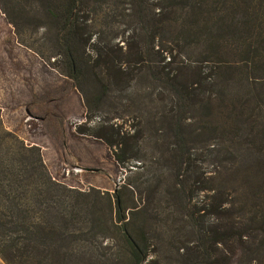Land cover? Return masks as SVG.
<instances>
[{"label":"trees","instance_id":"obj_1","mask_svg":"<svg viewBox=\"0 0 264 264\" xmlns=\"http://www.w3.org/2000/svg\"><path fill=\"white\" fill-rule=\"evenodd\" d=\"M12 5L40 9L35 24L51 30L46 43L62 59L49 65L88 109L136 104L126 92L139 79L157 94L138 101L147 117L133 131L75 127L130 164L112 193L55 181L40 148L6 130L0 113V260L264 264V0Z\"/></svg>","mask_w":264,"mask_h":264},{"label":"rangeland","instance_id":"obj_2","mask_svg":"<svg viewBox=\"0 0 264 264\" xmlns=\"http://www.w3.org/2000/svg\"><path fill=\"white\" fill-rule=\"evenodd\" d=\"M4 11L18 23V28L8 23ZM40 12L35 6L22 9L14 7L12 0H0V113L3 126L25 144L40 148L55 181L77 190L93 187L112 193L123 182L130 164L120 167L102 142L78 135L75 127L102 122L124 129L133 125V131L139 127L138 122L147 117L144 108L136 107L144 92L153 90L152 81L136 80L133 89L126 92L133 95L134 105L130 100L114 99L113 105L88 109L71 80L49 65L62 59L52 55L59 50H50L46 43L51 30L42 21L35 24V15ZM109 30L113 35L115 32L120 34L123 28L110 26ZM85 92L92 94L93 90ZM151 93L157 94V90ZM127 104L131 109L128 112ZM159 262L166 264L168 260L160 255ZM0 264L4 263L0 260ZM230 264L237 263L231 261Z\"/></svg>","mask_w":264,"mask_h":264}]
</instances>
